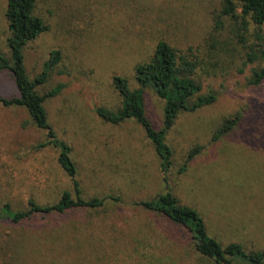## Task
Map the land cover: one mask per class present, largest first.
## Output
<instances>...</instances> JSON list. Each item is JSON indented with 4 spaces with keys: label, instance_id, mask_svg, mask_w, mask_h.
I'll use <instances>...</instances> for the list:
<instances>
[{
    "label": "rangeland",
    "instance_id": "rangeland-1",
    "mask_svg": "<svg viewBox=\"0 0 264 264\" xmlns=\"http://www.w3.org/2000/svg\"><path fill=\"white\" fill-rule=\"evenodd\" d=\"M0 0V53L8 55L5 8ZM220 0H38L35 13L48 28L23 49L29 78L42 69L52 49L61 53L44 93L61 90L44 101L58 138L71 147L82 196H119L97 210L70 209L38 214L19 224L0 222V264H205L183 231L157 214L136 206L170 189L180 203L195 208L208 230L223 243L236 241L250 250L264 249V83L244 86L235 70L218 75L202 71V91L216 100L180 112L165 141L173 151L171 166L161 160L144 129L134 119L111 124L97 107L119 101L112 76L138 87L133 67L149 59L157 39L180 49L199 46L212 25L211 10ZM0 94H17L8 70H0ZM145 113L154 128L162 126L163 100L151 88L143 92ZM240 121L217 140L212 136L226 117ZM22 106L0 105V206L24 209L32 198L57 200L72 184L57 162V149ZM202 148L179 173L187 152ZM16 251L4 253V241ZM79 256V258H77Z\"/></svg>",
    "mask_w": 264,
    "mask_h": 264
},
{
    "label": "trees",
    "instance_id": "trees-1",
    "mask_svg": "<svg viewBox=\"0 0 264 264\" xmlns=\"http://www.w3.org/2000/svg\"><path fill=\"white\" fill-rule=\"evenodd\" d=\"M38 0H7L5 19L8 36V55L0 53V70H8L14 80L17 94L5 97L0 94V105L22 106L32 123L45 132L46 140L38 147L52 145L57 149V162L72 184V191L62 190L57 200L40 204L29 198L24 209H12L8 202L0 206V222L19 224L38 214H62L70 209H101L108 199L119 201V196H82L77 180L78 168L71 156V147L58 138L48 121L44 101L56 95L63 84L58 83L44 93L37 87L45 83L53 67L60 61L61 53L52 49L44 61L41 71L29 78L23 63V49L48 26L35 13ZM212 25L199 46L180 49L159 38L154 44L148 60L133 67V77L138 87H131L128 79L113 75L112 85L118 93L115 108L97 107L96 114L105 122L119 124L134 119L144 129L161 162L165 173L171 166L173 151L165 141L167 130L173 125L177 115L183 111H194L212 104L217 92L212 88L202 91L201 74L218 75L227 70H235L244 76V86L257 88L264 83V0H220L211 10ZM151 88L163 100L162 126L154 128L145 113L143 92ZM240 121V113L226 117L215 130L212 140L231 131ZM200 145L192 147L179 168V173L187 168L188 162L200 152ZM136 206L143 211L157 214L171 227L183 231L189 245L205 264H264V249H246L236 241L223 243L212 234L199 212L179 202L168 189L149 199H141ZM16 243L4 241L2 251L13 256ZM79 258V256L77 257Z\"/></svg>",
    "mask_w": 264,
    "mask_h": 264
}]
</instances>
